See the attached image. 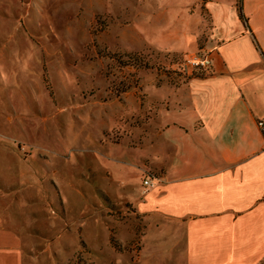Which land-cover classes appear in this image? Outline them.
Listing matches in <instances>:
<instances>
[{"label":"rangeland","instance_id":"obj_1","mask_svg":"<svg viewBox=\"0 0 264 264\" xmlns=\"http://www.w3.org/2000/svg\"><path fill=\"white\" fill-rule=\"evenodd\" d=\"M203 1L0 0V264H150L144 97L205 73L149 43L175 13L199 47Z\"/></svg>","mask_w":264,"mask_h":264},{"label":"crops","instance_id":"obj_2","mask_svg":"<svg viewBox=\"0 0 264 264\" xmlns=\"http://www.w3.org/2000/svg\"><path fill=\"white\" fill-rule=\"evenodd\" d=\"M203 9L199 47L203 20L192 28L175 13L164 16L175 27L149 43L209 52L212 63L145 94L152 144L125 165L153 180L133 184L129 202L148 223L150 264H264V0H204Z\"/></svg>","mask_w":264,"mask_h":264},{"label":"built area","instance_id":"obj_3","mask_svg":"<svg viewBox=\"0 0 264 264\" xmlns=\"http://www.w3.org/2000/svg\"><path fill=\"white\" fill-rule=\"evenodd\" d=\"M184 64H186L190 69L201 71L207 74L211 68V56L209 52H204V54H190L186 55L183 59ZM204 74V75H205ZM257 126L263 129V122L261 120L257 121ZM152 178L149 175H145L141 181V187L143 190L148 189L152 186Z\"/></svg>","mask_w":264,"mask_h":264}]
</instances>
